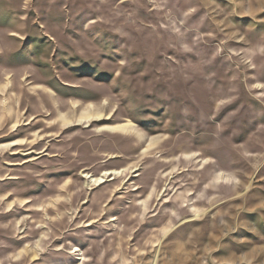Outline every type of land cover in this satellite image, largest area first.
<instances>
[{
    "label": "rangeland",
    "instance_id": "374dc122",
    "mask_svg": "<svg viewBox=\"0 0 264 264\" xmlns=\"http://www.w3.org/2000/svg\"><path fill=\"white\" fill-rule=\"evenodd\" d=\"M0 264H264V0H0Z\"/></svg>",
    "mask_w": 264,
    "mask_h": 264
}]
</instances>
